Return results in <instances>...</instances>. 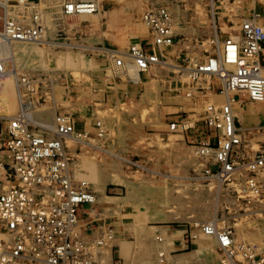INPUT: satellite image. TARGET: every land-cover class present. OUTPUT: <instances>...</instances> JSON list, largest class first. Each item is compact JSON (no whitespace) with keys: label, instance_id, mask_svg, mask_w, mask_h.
<instances>
[{"label":"rangeland","instance_id":"obj_1","mask_svg":"<svg viewBox=\"0 0 264 264\" xmlns=\"http://www.w3.org/2000/svg\"><path fill=\"white\" fill-rule=\"evenodd\" d=\"M62 1H41L46 10L45 34L40 41L10 44V58L4 54L6 45L0 50L7 71L14 70L16 78L26 76L33 85L26 89L12 77L8 97L0 101V143L7 119L21 110L39 125L55 113L71 112L90 132L96 131L95 123L100 120L106 133L97 145L69 143L72 167L75 178L87 180L93 190L109 181L107 195L125 196L128 210L145 216L125 235L133 242L130 256L122 257L123 264H159L161 250H148L154 238L150 225H163L161 230L171 234L169 230H181L189 223L217 218L233 226L237 240L262 241L263 209L247 212L237 207L233 196L200 183L194 172L193 143H185L181 133L169 129L180 113L200 112L204 104L200 99L193 106L184 97L185 76L160 71L157 77L138 74L128 81L111 75L109 57L111 51L125 52L138 38L137 32H146L140 16L147 7L163 5L172 12L173 28L179 34L169 55L176 64V56H187V61L202 56L201 41L215 34L222 39L237 30L243 19L256 15V22L264 24V0H95L98 11L78 16L58 14ZM19 101L29 103L28 113ZM262 105H234L243 122L261 127L254 135V148L264 142ZM2 185L0 180V188ZM195 240L172 253L194 249L189 257L180 260L164 255L165 264H217L213 238L199 235Z\"/></svg>","mask_w":264,"mask_h":264},{"label":"built area","instance_id":"obj_2","mask_svg":"<svg viewBox=\"0 0 264 264\" xmlns=\"http://www.w3.org/2000/svg\"><path fill=\"white\" fill-rule=\"evenodd\" d=\"M41 1L0 0V50L6 44L43 38L46 8ZM98 7L95 0H63L57 11L78 16L95 13ZM140 19L147 27L145 38L112 54L109 72L126 79L132 67L140 76L157 77L160 71L185 76L184 97L193 106L200 99L204 104L200 112L180 113L169 129L193 143L197 179L233 196L237 207L247 212L264 211V142L254 148L261 127L243 122L234 106L264 105V24L243 19L222 39L215 34L201 41L202 56L188 61L187 56H176L173 64L172 12L163 5L150 6ZM7 69L0 54V75ZM17 79L24 88L33 87L26 76ZM95 126L94 132L77 129L71 112L55 113L50 127L30 121L22 110L7 119L0 143V264L103 263L102 249L113 240V231L109 225L93 226L79 218L80 207L95 203L96 196L90 182L75 178L69 144L97 145L106 131L100 120ZM199 235L214 239L218 264H264V237L260 242L237 240L233 226L217 218L189 223L186 239ZM157 255L159 264H165L164 252Z\"/></svg>","mask_w":264,"mask_h":264},{"label":"crops","instance_id":"obj_3","mask_svg":"<svg viewBox=\"0 0 264 264\" xmlns=\"http://www.w3.org/2000/svg\"><path fill=\"white\" fill-rule=\"evenodd\" d=\"M147 28V27H146ZM147 34V30L144 33H138V38L136 40H132V42H141ZM179 33H176V36ZM122 52V51H121ZM139 76L138 74L133 79H137ZM145 77V76H144ZM128 80V81H133ZM48 121V120H47ZM248 122V121H246ZM78 123V124H77ZM76 128L77 129H86V126L81 121H76ZM183 140V139H182ZM184 141V140H183ZM0 180H2L0 178ZM3 182V181H2ZM110 182L103 183L101 188H93L91 187L92 191L95 193L96 202L93 204H88L81 206L79 209V218L86 223H90L93 226H104L109 225L113 231V240L110 241L106 247L104 248L103 252V263L107 258V264H117L118 261L124 262L122 257L130 256L131 252L129 251L130 243L133 242L131 239L126 237L125 235L129 232L130 228L133 224H135L137 220H143L145 216L140 213L131 212L128 210L126 203L127 201L124 200L125 196H110L107 195L106 192L108 190V185ZM118 190L121 188H117ZM149 222V221H147ZM152 229L154 228V238L150 242V247H148L149 253L151 251L155 252L158 249L164 252V255L170 258H177L180 260H184L185 258L189 257L190 252L194 249L179 253V254H172L174 250H180L184 248H188V246L194 244L196 240H188L185 237V230L187 225L181 230H169L171 234H167L166 230L162 231L161 228L165 227L163 225H150ZM164 233V236H161ZM93 236V235H91ZM157 237L162 238L161 241H158ZM165 239V241H164ZM214 240V239H213ZM112 243V244H111ZM215 248L216 243L214 241ZM217 250V249H216ZM106 251V252H105ZM112 257V259H110ZM117 259V260H115ZM110 260V262H109ZM119 264V263H118ZM168 264V261H167ZM218 264V261H217Z\"/></svg>","mask_w":264,"mask_h":264},{"label":"bare ground","instance_id":"obj_4","mask_svg":"<svg viewBox=\"0 0 264 264\" xmlns=\"http://www.w3.org/2000/svg\"><path fill=\"white\" fill-rule=\"evenodd\" d=\"M248 19H250V20H256V15L253 17V18H246L245 20H248ZM214 27V26H213ZM4 50H5V53L4 54H8V56H9V58L11 57V50H10V44H6V46L4 47ZM113 52L114 53H120V52H118V51H111V53L113 54ZM110 56H111V54H110ZM138 73L135 71V69L134 68H129L128 69V78H126V79H128V80H133L135 77H136V75H137ZM12 77H13V79L16 81V77H17V74H16V72L14 71V70H11V71H7V72H5L4 74H2L1 76H0V101H2V99H4L7 95H8V93L6 92L7 90H8V86L10 85V82H11V79H12ZM9 93H11L10 91H9ZM10 95V94H9ZM8 97V96H7ZM2 103H3V101H2ZM1 102H0V105L2 104ZM19 103L21 104V106H22V109L23 110H27V113H28V111L30 110L29 109V103H25L24 104V102H20L19 101ZM236 103H238V102H234V105L236 104ZM251 103V102H250ZM257 103H259V102H257ZM262 104V103H261ZM3 106V105H2ZM1 106V107H2ZM263 106V110H264V105H262ZM1 110H2V108H1ZM6 111V110H5ZM24 111V112H25ZM8 113V112H7ZM26 113V112H25ZM29 115V114H28ZM51 121H52V119H49L48 121H45V122H41V126H45V127H50L51 126ZM86 130H87V128H86Z\"/></svg>","mask_w":264,"mask_h":264}]
</instances>
